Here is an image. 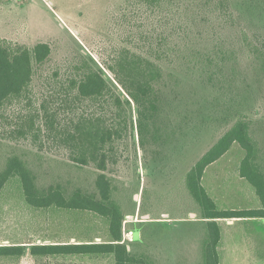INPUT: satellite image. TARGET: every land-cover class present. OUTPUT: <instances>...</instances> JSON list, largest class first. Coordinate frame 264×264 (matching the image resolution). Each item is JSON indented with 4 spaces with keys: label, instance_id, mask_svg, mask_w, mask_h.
Instances as JSON below:
<instances>
[{
    "label": "rangeland",
    "instance_id": "rangeland-1",
    "mask_svg": "<svg viewBox=\"0 0 264 264\" xmlns=\"http://www.w3.org/2000/svg\"><path fill=\"white\" fill-rule=\"evenodd\" d=\"M214 1L0 0V40L28 48L48 43L51 50L44 64L34 66L32 107L43 102L50 109L59 107L61 85L80 74L85 62L101 71L112 93L122 98L118 115L127 121V130L115 143L105 173L113 179L115 199L125 213L123 242L131 254L154 264H202L210 220L200 218L183 179L205 152L242 116L257 123L264 150V57L258 58L251 46H264V0H223L232 13L231 23H220ZM158 40L170 48L177 45L172 51L181 59L171 56L158 63L166 83L161 86L164 98L142 148L136 107L106 64L123 48L152 59L148 47ZM218 43L229 51L224 77L204 85L183 57ZM27 109L20 104L0 110V167L5 156L16 153L30 163L42 185L59 181L70 188L94 190L95 169L73 164L66 148L42 138L13 140L5 134L14 115ZM108 111L99 104L82 103L72 106L65 117ZM242 152L238 148L224 156L213 178L209 173L204 181L208 190L218 185L221 210L255 206L245 187L226 180L237 171ZM242 185L251 188L245 180ZM219 223L226 233L229 225ZM109 241L108 221L93 212L27 204L18 177L10 178L0 191V247L21 249L20 254L0 256V264H114L110 255L30 253L36 245Z\"/></svg>",
    "mask_w": 264,
    "mask_h": 264
},
{
    "label": "trees",
    "instance_id": "trees-1",
    "mask_svg": "<svg viewBox=\"0 0 264 264\" xmlns=\"http://www.w3.org/2000/svg\"><path fill=\"white\" fill-rule=\"evenodd\" d=\"M215 14L221 22H233L227 1H214ZM168 42V38L164 39ZM169 43V42H168ZM172 44V43H171ZM221 44L204 50L187 52L183 57L190 71L198 73L204 85L218 83L224 77V61L229 51ZM172 48L158 40L149 44L147 59L139 53L120 49L106 64L114 81L135 105L139 143L145 147L151 125L158 117L163 102L161 86H166L159 62L175 57ZM254 54L264 57V46L252 44ZM48 43H36L32 48L0 40V110L23 104L28 109L14 115L9 122L10 131L5 134L13 140L42 138L48 143L55 142L68 150L70 161L79 166H93L94 190L83 187L70 188L59 181L42 185L35 170L21 155L11 153L4 157L0 167V191L12 177L21 182L27 204L42 209L55 206L69 210H85L108 221V243L36 245L30 250L33 256L65 255H110L114 264H154L142 255H133L122 240L125 213L115 199L113 179L105 172L111 162L112 150L127 130V121L119 118L122 98L115 93L101 71L83 63V71L61 85L59 107L50 109L47 103L33 106L31 82L34 66L44 64L50 57ZM174 60V61H175ZM125 102L130 105V101ZM99 104L108 108L102 112L82 113L77 117H65L71 107L78 104ZM117 108V111L112 109ZM111 109V110H110ZM40 119V121H39ZM40 122V123H39ZM256 122L242 116L213 144L185 174L183 185L206 223L207 234L202 243V264H218L216 246L220 240L218 219L264 218V150L256 135ZM154 138V137H153ZM237 144L244 152L238 167V174L245 179L258 197V210L219 211L201 185L205 168L220 159L232 146ZM20 254L16 247H0V256Z\"/></svg>",
    "mask_w": 264,
    "mask_h": 264
},
{
    "label": "crops",
    "instance_id": "crops-1",
    "mask_svg": "<svg viewBox=\"0 0 264 264\" xmlns=\"http://www.w3.org/2000/svg\"><path fill=\"white\" fill-rule=\"evenodd\" d=\"M238 148L237 144H232L230 149L220 159L205 168L201 178L202 187L219 211L224 210H221L217 198L218 190L216 186L218 185L215 187L211 185L212 187L208 190L204 186V181L209 173L212 174L213 178V173L216 174V170L222 165L220 160L224 156H229L231 152L237 153ZM240 156L243 157V152L240 153ZM238 167L237 171L232 173V175L229 174V178L226 180H231L241 187H245L250 200L254 201V203L256 202L253 208L245 210H258L261 208L260 201L248 182L251 188L242 185L245 179L239 176ZM255 198L259 201V207ZM216 222L220 230V240L216 246L218 264H264V218L218 219ZM219 222H225L224 224L229 225L226 233L222 230V224Z\"/></svg>",
    "mask_w": 264,
    "mask_h": 264
}]
</instances>
